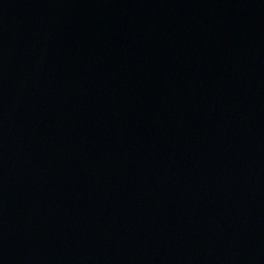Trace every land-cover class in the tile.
<instances>
[{"label": "water", "instance_id": "obj_1", "mask_svg": "<svg viewBox=\"0 0 264 264\" xmlns=\"http://www.w3.org/2000/svg\"><path fill=\"white\" fill-rule=\"evenodd\" d=\"M0 264H264V0H0Z\"/></svg>", "mask_w": 264, "mask_h": 264}]
</instances>
